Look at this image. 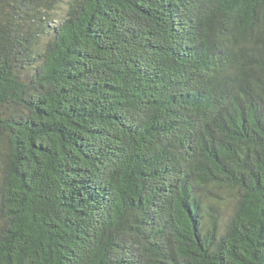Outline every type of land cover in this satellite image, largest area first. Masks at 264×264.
<instances>
[{"label": "trees", "instance_id": "obj_1", "mask_svg": "<svg viewBox=\"0 0 264 264\" xmlns=\"http://www.w3.org/2000/svg\"><path fill=\"white\" fill-rule=\"evenodd\" d=\"M0 264H264V0H0Z\"/></svg>", "mask_w": 264, "mask_h": 264}, {"label": "rangeland", "instance_id": "obj_2", "mask_svg": "<svg viewBox=\"0 0 264 264\" xmlns=\"http://www.w3.org/2000/svg\"><path fill=\"white\" fill-rule=\"evenodd\" d=\"M64 7L65 5L64 4H61V6H59L56 10H55V14L56 16L60 17L61 15H63L64 13ZM228 207V206H226Z\"/></svg>", "mask_w": 264, "mask_h": 264}]
</instances>
